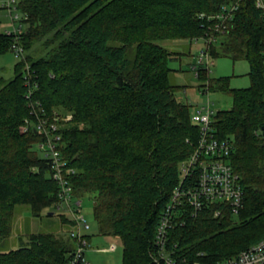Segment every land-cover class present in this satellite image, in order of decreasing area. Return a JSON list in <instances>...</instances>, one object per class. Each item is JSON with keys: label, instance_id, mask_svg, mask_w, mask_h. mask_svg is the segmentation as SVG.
I'll list each match as a JSON object with an SVG mask.
<instances>
[{"label": "trees", "instance_id": "16d2710c", "mask_svg": "<svg viewBox=\"0 0 264 264\" xmlns=\"http://www.w3.org/2000/svg\"><path fill=\"white\" fill-rule=\"evenodd\" d=\"M256 1L16 0L26 29L13 77H0V247L16 208L40 218L57 204L50 161L33 146L43 141L39 120L50 123L61 111L71 117L58 133L60 157L73 170L66 176L72 196L93 197L98 232L120 240L122 264H163L155 262L156 228L199 129L169 83L168 63L179 54L156 42L204 38L213 30L211 17L233 5L227 30L208 53L246 61L249 87L208 80L203 66L196 77L207 83L202 88L232 98L231 109L214 112L210 126L217 139L233 142L228 162L240 177L242 205L236 215L222 210L219 217L210 206L196 216L178 211L166 252L176 264H215L263 239L264 13ZM14 36L0 33V54L12 52ZM32 50L41 56L32 58ZM66 217L59 220L70 232ZM18 241L16 249H0V264H71L77 247L51 232Z\"/></svg>", "mask_w": 264, "mask_h": 264}, {"label": "built area", "instance_id": "2783aa9c", "mask_svg": "<svg viewBox=\"0 0 264 264\" xmlns=\"http://www.w3.org/2000/svg\"><path fill=\"white\" fill-rule=\"evenodd\" d=\"M256 6L264 13V2L262 0H257ZM1 8L7 9L14 28L11 32L15 35L11 50L15 55L22 56L23 50L19 44L22 30L20 25L15 28L14 23L18 17L17 15L13 16V12L17 9V2L16 0H7L4 5H1ZM236 8L237 6L233 5L228 11L223 9L222 13L211 17L215 21L212 32L204 38H199L205 41L207 50L199 57L197 66L192 67L195 76H197L199 66H203L208 70V48L216 43L219 35L225 33ZM199 39H194V42ZM203 59H205L206 67L202 62ZM204 93H208L207 88ZM30 96L31 88L28 89L25 97L28 99ZM213 114L211 103L207 100L196 114L191 115V122L199 129V138L192 154L180 165V179L177 186L172 190L169 203L164 209L156 228L155 262L158 261L157 259H161L163 264H176L166 252V241L168 230L172 225V220L177 217L178 211L187 212V209H190V215L196 216L210 206L213 217H219L222 215V210H227L230 214L236 215L241 208L243 191L240 186V177L228 162L233 142L230 139L219 140L215 137L210 126ZM35 130L43 135V141L39 143V149L45 153V158L50 161L52 178L59 187L57 209L64 208L63 210L66 213L64 215L73 221V228L68 234L71 239L77 242V247L73 253L71 264H89L83 261L86 240L80 235L81 228L87 229L88 226L85 224L83 217L79 216L80 201L73 202L75 198L72 196L71 188L66 179V176L73 174V170L66 168L60 157L58 128L53 123H47L45 119H42L39 120ZM110 251H116V247L112 245ZM215 264H264V238L240 252L236 257Z\"/></svg>", "mask_w": 264, "mask_h": 264}, {"label": "rangeland", "instance_id": "374dc122", "mask_svg": "<svg viewBox=\"0 0 264 264\" xmlns=\"http://www.w3.org/2000/svg\"><path fill=\"white\" fill-rule=\"evenodd\" d=\"M7 0H0V33H11L14 28L9 17L7 9L1 8ZM17 15L18 19L15 21V28L21 25V30L26 29V23L24 22V14L17 8L13 12V16ZM161 47L167 49L169 52L178 53L168 63V67L171 70L169 74V83L172 86L177 87L174 91L175 99L183 104L190 106V112L196 114L200 107H202L208 100L211 103L213 112L226 111L232 107V98L228 94L220 92L204 93L206 86L202 88L206 82H201L192 70L193 66H197L198 59L207 50V45L204 40H186V41H157ZM215 44V43H214ZM213 44V45H214ZM32 58L37 59L41 56L40 53H35L33 50L30 52ZM24 56V55H23ZM134 56L133 50L129 55V58ZM20 56L15 55L13 52H7L0 54V77L4 80H9L13 77V67L20 61ZM205 65V59L202 60ZM206 67V65H205ZM208 80H214L218 78H227L228 86L231 89H243L250 85L248 78L249 66L246 61L240 60L232 62L227 57H210L208 64ZM27 94V93H26ZM56 118V120H54ZM71 117L68 114L60 112H54L52 122L56 127L61 129L66 122L70 121ZM46 120V119H45ZM48 123V122H47ZM33 150L39 157H45V153L39 149V143L33 146ZM80 201V214L83 217L87 229L81 228L80 235L86 238V245L83 251V261L89 264H122L121 261V242L118 238L102 236L98 232V227L94 221L93 214V197L89 194H85L79 199H73V202ZM64 208L58 210L57 204L53 207L47 208L42 211L40 218H35L31 215L29 209L25 207H18L15 210L14 217L11 222V234L7 241H5L0 249L2 251L7 250L10 246L16 249L19 245L18 238L21 237L25 240V237L30 233H47L51 232L65 238L69 237V226L61 224L59 220L60 214H65ZM68 218V217H66ZM116 247V251H110L111 246Z\"/></svg>", "mask_w": 264, "mask_h": 264}, {"label": "water", "instance_id": "95a60500", "mask_svg": "<svg viewBox=\"0 0 264 264\" xmlns=\"http://www.w3.org/2000/svg\"><path fill=\"white\" fill-rule=\"evenodd\" d=\"M95 204V203H94Z\"/></svg>", "mask_w": 264, "mask_h": 264}]
</instances>
